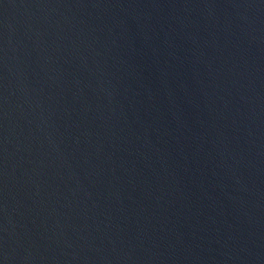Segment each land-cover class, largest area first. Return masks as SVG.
Returning <instances> with one entry per match:
<instances>
[{
    "label": "water",
    "instance_id": "water-1",
    "mask_svg": "<svg viewBox=\"0 0 264 264\" xmlns=\"http://www.w3.org/2000/svg\"><path fill=\"white\" fill-rule=\"evenodd\" d=\"M0 264H264V0H0Z\"/></svg>",
    "mask_w": 264,
    "mask_h": 264
}]
</instances>
